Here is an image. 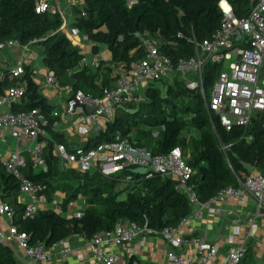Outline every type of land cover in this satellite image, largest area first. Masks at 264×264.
I'll return each mask as SVG.
<instances>
[{"label":"trees","instance_id":"1","mask_svg":"<svg viewBox=\"0 0 264 264\" xmlns=\"http://www.w3.org/2000/svg\"><path fill=\"white\" fill-rule=\"evenodd\" d=\"M126 1L82 0L81 5H73L77 12L75 26L91 42V52H96L99 43L110 52L108 60L97 59L93 65L77 66L83 53L58 29L60 12L45 10L36 13L34 0H0V39L14 37L25 42L33 36H40L41 64L58 83L69 85L71 92L80 90L97 95L117 76V73L111 74V67L105 63L108 61L114 67L127 69L145 52L141 37H151L157 50L174 63L192 53V38L200 41L215 31L221 17L219 0H133L129 4ZM226 1L236 17H244L255 0ZM80 9L84 11L83 15L79 14ZM218 68L217 63L207 61L203 64L205 90H208ZM31 73L27 64L19 76H11L6 68L0 67V91L7 86L21 85L23 94L18 102L11 103L10 109L37 107L47 115L51 104L39 92ZM163 81L164 90L161 84L145 86L142 100L125 105L136 107L126 116L119 113V109L125 106H117L113 116L102 127L89 133L82 146H94L113 139L117 134L152 154L166 152L171 146L178 145L192 169L188 183L199 202L208 200L221 186L237 185L238 179H243L252 170H246L240 160L249 162L255 170H264V110L253 113L246 126L233 123L225 129L217 115L202 105L198 91L185 89L175 75L171 80ZM180 92H184L187 98L177 104L174 98ZM141 104L145 105L142 111L139 109ZM154 127L158 132L152 136L150 130ZM187 127L193 128L196 134L186 133ZM53 141L63 142L68 147L61 133L50 130L49 139L42 148L45 168L32 171L28 163L22 171L29 179L44 185L46 198L54 189H61L65 191L62 202L67 203L82 188L87 204L79 217L38 209L33 217L22 218L21 203L15 198L18 182L4 169L0 160V197L6 198L11 205V222L28 234L29 243L40 241L48 246L72 234L88 238L97 230L110 228L118 220L159 229L175 225L190 211L186 195L174 187V180L168 176L145 175L132 171L130 166H123L117 176L110 178L96 170L88 173L72 167L60 169L53 152ZM220 143L226 144L224 152L219 148ZM124 174H129L131 180L121 188H115L117 179L113 177ZM246 253L247 249L242 260ZM239 262L237 264H241ZM0 264H18L11 248L1 242ZM134 264L153 263L136 260Z\"/></svg>","mask_w":264,"mask_h":264},{"label":"built area","instance_id":"2","mask_svg":"<svg viewBox=\"0 0 264 264\" xmlns=\"http://www.w3.org/2000/svg\"><path fill=\"white\" fill-rule=\"evenodd\" d=\"M81 2L82 0H71L73 5H81ZM218 6L221 10L218 28L200 41L192 38L193 49L189 56L180 57L172 63L167 55L157 50L153 41L141 37V43L145 47L144 54L133 60L127 69H121L111 85L103 86L97 95L88 91H69L62 105V113L66 116L68 125L76 133L87 136L110 119L117 106L137 103L143 99L144 88L138 91V82L143 81L147 86L158 81L160 86V82L169 81L175 75L185 89L198 91L202 105L217 115L222 127L229 129L233 123L246 126L253 113L264 110V0H255L244 17H236L226 0H219ZM49 9L50 0H34V12ZM79 14L83 15L84 11L80 9ZM58 29L67 37L79 33L77 27L69 26L63 18ZM40 38L33 36L25 42H19L14 37L0 39V50L16 48L21 55L29 53L30 57L41 58L38 50ZM225 60L227 64L224 65ZM207 61L217 63L219 68L208 90H205L202 66ZM84 63L86 60L82 56L77 66ZM6 69L11 76H19L23 72V62L18 59ZM43 82L47 86L58 84L50 71L44 73ZM23 91L21 85L7 86L0 91V130L6 129L12 137L28 140L27 156L17 150L11 151L1 159V163L18 182L21 217L31 218L39 209V201L45 198L44 185L29 179L22 169L28 163L31 169L45 168L42 148L47 139L44 125L48 120L37 107L15 111L10 109V103L19 98ZM50 115L53 118L58 115V111L53 109ZM54 123L55 121H51L52 125ZM157 132V127L150 130L152 136ZM225 147L226 144H219L223 152ZM53 152L58 160L73 165L79 172H88L95 165L113 169L143 166L145 175L158 173L171 177L174 187L186 195L190 204V211L175 225L152 229L145 224L118 220L110 228L93 232L86 238V245L97 264H111L118 257V250L106 249L104 245L119 248L121 244L132 240L141 244L145 234L160 236L171 245L165 256L172 264H206L216 254L219 242L195 234L184 235L179 231L180 224L189 217L201 216L199 211L192 210V205L208 207L212 202H224L230 198L242 202L249 196L254 202V215H259L264 209V170L255 169L243 179H238L237 185L221 186L208 200L199 202L188 183L192 169L185 162L178 145L171 146L166 152L152 154L143 147L128 143L117 134L111 140L88 147L75 144L68 148L63 142L53 141ZM114 179L127 183L131 177L124 174ZM0 213H4L11 221L12 208L9 204L0 202ZM82 214L83 208L70 211V215L74 217ZM262 221L264 226V217ZM256 228L257 222L251 220L246 224L245 230L249 234ZM238 232L239 225L234 224L224 236L226 247L219 264H237L243 258L245 247L242 243L234 242V235ZM27 238L28 234L18 230L12 222L5 231L0 230V242L7 245L11 241L15 242L27 257V263L18 264L43 262L47 257L43 243H29ZM54 244L59 245L62 255L70 251V243L66 237ZM185 245H192L194 252L186 253ZM129 250L134 252L132 248ZM256 264H264V261H257Z\"/></svg>","mask_w":264,"mask_h":264},{"label":"crops","instance_id":"3","mask_svg":"<svg viewBox=\"0 0 264 264\" xmlns=\"http://www.w3.org/2000/svg\"><path fill=\"white\" fill-rule=\"evenodd\" d=\"M72 7L73 4H71V0H50L49 10L59 11L61 18H63L69 26H75V17L77 16V12L73 13L71 9ZM68 38L78 47L79 52L83 53L86 64L88 65H93L94 61L97 59L108 60L110 57L109 52V56L107 58H103L106 46L102 43L97 45L96 52H91V42L87 40L85 35L80 33V31L77 34L69 35ZM18 59L22 60L23 66L27 64L32 70L31 78L37 84L39 92L42 96H44L45 101L51 104V109L47 115H44L48 120V123L44 125L47 135L46 138H49L50 130H56L62 134L63 138L68 143V147L75 144L82 145L86 136L76 133L75 130L68 125L67 118L62 113V105L65 99L64 94L65 92L70 91V86L59 83L56 86L45 85L43 82V75L47 70L41 64L40 57H30L29 53L21 55L16 48H4L0 50L1 68H6L8 65H12ZM105 64L111 67V74H118L121 70L112 66V64L108 61ZM35 70H37L36 73H38L39 79L34 78ZM161 83L162 82H160V84ZM18 101L19 98H16L12 102ZM53 109L58 111V115L52 118L50 111ZM51 121H55L54 125L51 124ZM102 126L103 125H101V127ZM29 143L30 142L28 140L12 137L6 129L0 130V160L7 153L16 150L27 156L26 148ZM58 166L60 169L66 167L74 168L73 165H67L60 160L58 161ZM40 169L44 168L31 170L38 171ZM122 183L123 185L125 184L124 182ZM123 185L117 188H121ZM81 187L82 185L80 188ZM80 190H82V188ZM80 192L73 200L65 203L62 202L65 196V191L61 189H54L49 198H46L45 196L42 201H39V209H51L62 215L68 216L70 215V211L72 209L83 208L87 204L84 199V191L81 194ZM15 198L16 200L19 199L17 193ZM0 202L7 203V199L0 197ZM192 210L199 211L201 216L189 217L185 222L180 224L179 231L184 235L195 234L208 240H217L220 244L216 254L206 264L220 263L226 247L224 236L230 231L231 226L234 224L239 225V232L234 235V242L242 243L245 250L247 249L245 256H250L253 261L252 264H256V262L260 260L264 261V226L262 224L264 209H262L259 215H254V202L251 197L246 196L245 200L242 202H238L232 198L224 202H212L208 207H201L198 204H194L192 205ZM251 220H255L257 222V228L247 234L245 227ZM10 222L11 221L4 213H0L1 231H5ZM66 238L70 243V251L66 255H62L59 252V245L53 243L45 246L47 257L43 262H39L37 264H97L94 261L90 250L87 248L85 237L78 234H72ZM8 246L11 248L13 257L17 263L28 262L23 250L18 247L15 242L11 241ZM104 247L114 251L118 250V257L111 264H127L130 260H132L130 264H134L136 260L141 262L149 261L153 264H172L165 256V252L171 247V245L162 237L154 234H145L141 244H138L137 240H132L121 244L119 248L111 245H104ZM129 248L134 249V252L130 251ZM184 248L185 252L188 254L194 252L192 245H185ZM239 263L243 264L242 259Z\"/></svg>","mask_w":264,"mask_h":264},{"label":"rangeland","instance_id":"4","mask_svg":"<svg viewBox=\"0 0 264 264\" xmlns=\"http://www.w3.org/2000/svg\"><path fill=\"white\" fill-rule=\"evenodd\" d=\"M131 1H132V0H127L126 2H127V4H129ZM71 9H72L73 13H76V11L73 10V7H72ZM145 37H146V36H145ZM147 38H149L151 41H153L151 37H147ZM108 56H109V50H108L107 48H105V52H104V54H103V58H107ZM223 64H224V65L227 64V60H225V61L223 62ZM36 68H37V66H36ZM36 72H37V70H35V72H34V78H35V79H39V75H38V73H36ZM156 82L158 83V81H154L153 84H156ZM163 84H164V83L162 82L161 85H163ZM145 85H146L145 82L140 81V82L137 83L136 88H137L138 91H141L143 88H145ZM163 87H164V85L161 86L162 89H163ZM68 93H69V91H68V92H65L64 95L66 96ZM65 96H64V97H65ZM184 98H187V96L184 95V92H180V93L174 98V101H175V102L178 101L177 104H181L182 102H180V101H182ZM135 108H136L135 106L128 105V106H125V107L122 108V109H119V113L122 114V115H124V116H126V115H127V112H132V111H134ZM139 109H140V111L144 110V109H145V105L141 104ZM138 126H139V127H142V124H139ZM186 133H188V134H196V131H194V129L191 128V127H187V129H186ZM129 135L131 136V135H132V132L129 133ZM93 170L98 171V172H99L102 176H104V177L110 178V177H112L113 175H116V176H117V174L120 173V170H121V169H113V168H110V167H107V166L99 167V166H96V165H95L94 167H92V168L88 171V173H89V172H92ZM119 176H120V175H118V177H119ZM113 178H115V177H113ZM122 182H123V181L117 180V181L115 182V184H114V187L117 188V187L123 185ZM80 191H81V192H80V194H81V193L83 192V190H80ZM242 261H243V264H252V263H253L252 259H251L250 256H248V255L245 256V258H244Z\"/></svg>","mask_w":264,"mask_h":264},{"label":"water","instance_id":"5","mask_svg":"<svg viewBox=\"0 0 264 264\" xmlns=\"http://www.w3.org/2000/svg\"><path fill=\"white\" fill-rule=\"evenodd\" d=\"M264 125V124H263ZM242 166L246 169V170H251L253 169V165L250 164L249 162H246V161H243V160H240L239 161ZM131 170L132 171H137L139 173H144V167L143 166H134V167H131Z\"/></svg>","mask_w":264,"mask_h":264},{"label":"bare ground","instance_id":"6","mask_svg":"<svg viewBox=\"0 0 264 264\" xmlns=\"http://www.w3.org/2000/svg\"><path fill=\"white\" fill-rule=\"evenodd\" d=\"M222 4H224V3L222 2Z\"/></svg>","mask_w":264,"mask_h":264}]
</instances>
